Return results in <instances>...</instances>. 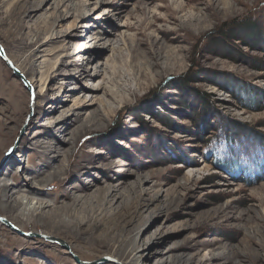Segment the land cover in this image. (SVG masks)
Instances as JSON below:
<instances>
[{"label": "rangeland", "instance_id": "1", "mask_svg": "<svg viewBox=\"0 0 264 264\" xmlns=\"http://www.w3.org/2000/svg\"><path fill=\"white\" fill-rule=\"evenodd\" d=\"M245 18L259 42L225 37ZM56 33L69 34L68 50L55 38L30 57ZM0 45L12 63L0 53V164L13 159L0 172V214L20 229L0 221V264H123L109 254L136 238L133 264L161 254L200 264L213 253L264 264V109L241 102L253 99L243 85L264 90V0H0ZM42 77L48 90L37 96ZM230 130L251 158L236 175L209 152ZM33 175L43 186L30 201L63 215L69 205L75 226L8 205L2 186L14 192ZM122 182L105 203L102 188ZM101 203L99 224L85 222Z\"/></svg>", "mask_w": 264, "mask_h": 264}, {"label": "bare ground", "instance_id": "2", "mask_svg": "<svg viewBox=\"0 0 264 264\" xmlns=\"http://www.w3.org/2000/svg\"><path fill=\"white\" fill-rule=\"evenodd\" d=\"M86 8H87V6L84 7L83 9H81L80 13L82 15H85L86 14L85 13L86 12L85 11ZM35 14H36V11L30 13L31 16H34ZM66 15H67L66 11L65 12L63 11V13L60 15L59 19L65 18ZM64 35H69V34H66V33L57 34L56 33V35H51L49 38H47L46 40H44L43 42H41L36 48H34L32 50V52L30 53V57L32 58L35 53H37V52H39L41 50L44 51L45 48L42 49L41 46H43L45 44H49L55 38L56 39H62V40H64V43L61 44V47H62L61 49L68 50V48L70 46H67L66 45L68 43V41L66 40L67 37L64 36ZM38 40H39V36H36V38L32 40V44L34 42H38ZM63 55H69V54H63ZM83 61H84V57L82 56V58H79V61H74V62L71 61L70 63L77 64V63H82ZM62 62L63 61L61 60V63ZM60 74H62V72H58L57 71L55 75H53V76L51 75V78L53 80H55L56 77H58ZM30 79L33 82L32 77H30ZM27 83L29 85V82H27ZM40 83L41 84H39V89H37V90L35 89L37 96H38V94H42L43 95V93L47 89V84H46L45 77H42L40 79ZM29 86L31 87V85H29ZM48 88H49V86H48ZM49 103H51V102H49ZM36 104H38L37 101H36ZM49 107H55V106L53 104H49ZM41 114H43V111H42V108H41V104H39L38 117L41 116ZM1 130H2V125L0 124V142H3V137H2L3 135H2V131ZM52 150L55 151V147H53ZM12 155H13V153H10L9 155H7V157L10 158ZM18 155H20V154H18ZM11 158L6 163L2 162L0 164V172L3 171L2 170L3 165L4 166L5 165L7 166L11 162H13V159H11ZM32 173L36 174L35 172H32ZM32 178H34L35 180L31 181V179H30V181L25 182L26 185L23 184V183H21V182H19V181L15 182L14 183V186H13L15 188L14 192H9V193H8V191H10L9 184L8 183H5L2 186V193H3L2 196L4 197V200L8 202V205L10 207H14L15 209L19 208L21 205L24 206V210L25 211H21V213H23V214H25V212H27L28 215H30V214L41 215V214H43L45 212L44 215H41L43 217L41 219H44V220H47V219H56V221H58V222L62 221L63 219H62L61 215H63V214L60 213V208L58 207V205H56V204L55 205H52L51 203L45 202L43 200H37V202L35 204H33V201L32 202L30 201V199L32 198L33 195H36V194L41 193V191H42L41 188L43 186V182L40 181L39 179H36L35 178V175H33ZM123 183L124 182H122V184H119V185L114 186V187H109L108 186L106 188H102V189L106 190L105 191V194L103 196V201L105 203H108V202L111 203L110 202L111 199L113 200L112 197H114V198L117 197V196L119 197L120 195H118V193H119L120 188L124 185ZM85 189H87L86 186L84 187V186H73L72 185V187H71V190L72 191H81V190H85ZM15 192L18 194L16 198L14 197V194H13ZM67 192H68V194H70L69 191H67ZM63 194H66V192L64 191ZM25 198L27 200H25ZM79 200H80L79 198H76V201H79ZM28 201H30V202H28ZM104 209H105V205L103 203H101L99 205H95V208L93 210H91V212H89L84 217V221L85 222L86 221H92L91 222V225H93V226L94 225H98L99 224V218H98V216H100L103 213ZM42 211H43V213H42ZM64 211H67V212H64L63 218L67 222H69L66 225L67 226H72V224H73L75 226V223H73L74 220L73 221L70 220L71 217H72L71 212L74 211V208L71 209V208H69V205H66V207L64 208ZM8 218L10 220L14 221L12 218H10V217H8ZM4 225H5V223H4ZM251 237H252V235L249 234V233H247L245 235V239H247L249 241V243H251V239H252ZM51 241H53V240H51ZM139 242H140V239H138V238L135 239V245H131V244L130 245H126L125 243L123 244V241H121L120 244L117 247V250L115 252L110 253L109 255L112 256V257H114L118 261H121L123 264H128V261H129V264H133V259L138 258V257L141 256V251L142 250H140ZM62 243H65V245L67 246V243L64 240H62ZM161 255H162V257H160V258H162L163 260L162 261H160V260L158 261L157 260V263L156 264H192L191 261L189 259H186L185 257H179L176 261H172V260L169 261L168 259H164L163 258V254H161ZM222 259H224V258H223V256L220 253H213L212 255L206 257L205 259H202V261H201L200 264H211L215 260L222 261ZM225 261L228 262L230 260H227L226 259ZM147 262H149V261H147ZM220 263H224L225 264L224 261H222V262H216L215 264H220Z\"/></svg>", "mask_w": 264, "mask_h": 264}, {"label": "trees", "instance_id": "3", "mask_svg": "<svg viewBox=\"0 0 264 264\" xmlns=\"http://www.w3.org/2000/svg\"><path fill=\"white\" fill-rule=\"evenodd\" d=\"M240 31L241 32H234L231 31V34L227 33V31L224 32L225 37L229 38H233V39H239V40H244L245 38L241 37L238 33H243L245 34V37H247L248 39H252L251 42L249 43V41H245V44L247 45H251L254 42H259L260 38H261V32L260 29L258 27H256V23L255 20H251L249 18H245L244 21H241L239 26ZM237 33V35L235 34ZM264 50V49H262ZM259 69H264V64L260 65ZM243 89H244V93H243V97L245 95H251L253 96V99H246V100H241L242 104L244 107L249 108V109H256V110H260V109H264V105L261 107L260 102L262 100V103H264V90H251L249 88L248 85H243ZM248 93V94H247ZM245 99V98H244ZM253 100V101H252ZM261 103V104H262ZM238 124L235 122L233 124L234 127L238 126ZM233 132L232 130L227 132H220L219 135L215 136L214 138H211L210 140L213 142L210 144L211 147L209 148V151L211 153V156H213V161L217 164H219L222 168H224L225 170H227L229 173L236 175L235 173L237 172H247V168L246 166H244V164H248L250 161H247L246 159L251 160L250 156L248 153L244 152V153H240V152H236L235 147H236V140L233 138ZM222 134V136H221ZM221 136V137H220ZM260 136H262L260 134ZM259 136V137H260ZM229 138L228 141H225V138ZM223 138V139H220ZM225 139V140H224ZM260 140H262L264 142L263 138H259ZM222 142V143H221ZM233 162H236L239 164L238 169H233L231 167V169L229 167H227V165L229 164H233ZM263 167V165L261 166ZM249 174V173H248ZM252 175V174H249Z\"/></svg>", "mask_w": 264, "mask_h": 264}, {"label": "water", "instance_id": "4", "mask_svg": "<svg viewBox=\"0 0 264 264\" xmlns=\"http://www.w3.org/2000/svg\"><path fill=\"white\" fill-rule=\"evenodd\" d=\"M0 53H1V55L3 56V58L6 60V62L10 65V66H12V63H11V61H10V59L6 56V54H5V51H4V49H3V47H1V45H0ZM15 69V71H17L18 72V70L16 69V68H14ZM19 73V72H18ZM27 83V82H26ZM27 85H28V83H27ZM30 89H31V87H30ZM32 90V89H31ZM0 221L1 222H3V223H5V224H7L8 226H11L12 228H14V229H16V230H18V231H20V229L17 227V226H15L14 225V223L13 222H11L10 220H8V219H6L3 215H1L0 214ZM30 234H33V235H37L36 233H32V232H29ZM44 236V238H46V239H51V240H55V241H58V242H62V239H59V238H56V237H50V236H45V235H43Z\"/></svg>", "mask_w": 264, "mask_h": 264}]
</instances>
